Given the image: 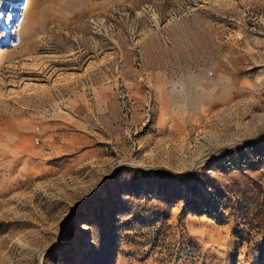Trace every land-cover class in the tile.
I'll return each mask as SVG.
<instances>
[{
  "label": "rangeland",
  "instance_id": "374dc122",
  "mask_svg": "<svg viewBox=\"0 0 264 264\" xmlns=\"http://www.w3.org/2000/svg\"><path fill=\"white\" fill-rule=\"evenodd\" d=\"M0 264H264V0H0Z\"/></svg>",
  "mask_w": 264,
  "mask_h": 264
}]
</instances>
